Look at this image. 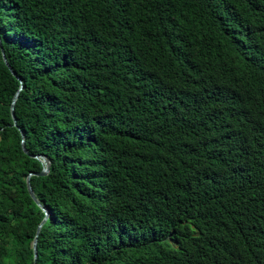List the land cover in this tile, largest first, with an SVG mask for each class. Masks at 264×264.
Here are the masks:
<instances>
[{"label":"trees","instance_id":"trees-1","mask_svg":"<svg viewBox=\"0 0 264 264\" xmlns=\"http://www.w3.org/2000/svg\"><path fill=\"white\" fill-rule=\"evenodd\" d=\"M0 264H264V0H0Z\"/></svg>","mask_w":264,"mask_h":264},{"label":"water","instance_id":"water-1","mask_svg":"<svg viewBox=\"0 0 264 264\" xmlns=\"http://www.w3.org/2000/svg\"><path fill=\"white\" fill-rule=\"evenodd\" d=\"M0 53H1V58H2V62L3 64L6 66V68L8 69V71L10 72V74L18 81L19 85H18V89L14 92L13 96L11 97L10 99V102H9V112H10V117H11V120H12V125L14 127H16L19 131V134H20V148L22 150V152L36 160H38L41 164V168L38 172H29L26 177H25V187H26V191L29 195V197L32 199V201L35 203V205L41 210V212L43 213V217L42 219L39 221V223L37 224L36 226V229H35V233H34V236H33V239H32V242H31V247H32V255H33V261L36 259V236L39 232V229L41 227V225L43 224V222L45 221V219L47 218L48 214H49V211L46 207H44L42 204H40L38 202V200L36 199V197L34 196L33 192H32V189L29 185V177L31 175H37V176H44L47 174L48 170H49V166H50V161L48 158H46L45 156L43 155H31V154H28L25 146H24V137H23V133L22 131L18 128V126L16 125V119L14 117V114H13V104H14V101L18 95V91L22 88V84H21V80L18 76L15 75V73L12 71V69L10 68V66L8 65V63L6 62L5 60V57L3 55V52H2V49L0 47Z\"/></svg>","mask_w":264,"mask_h":264}]
</instances>
